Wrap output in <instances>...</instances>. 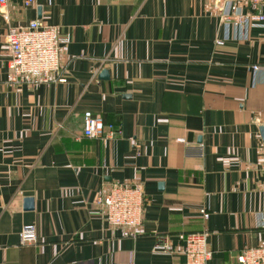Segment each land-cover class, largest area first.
<instances>
[{
    "label": "crops",
    "instance_id": "0c3cea01",
    "mask_svg": "<svg viewBox=\"0 0 264 264\" xmlns=\"http://www.w3.org/2000/svg\"><path fill=\"white\" fill-rule=\"evenodd\" d=\"M212 3L0 7V264H181L152 246L199 230L212 251L206 264H239L240 250L264 247V27L220 24ZM33 18L68 39L64 78L15 86L4 35ZM86 110L119 134L82 136ZM112 183L141 187L134 237L110 228L93 203ZM24 224L35 228L32 244L19 243Z\"/></svg>",
    "mask_w": 264,
    "mask_h": 264
},
{
    "label": "built area",
    "instance_id": "2783aa9c",
    "mask_svg": "<svg viewBox=\"0 0 264 264\" xmlns=\"http://www.w3.org/2000/svg\"><path fill=\"white\" fill-rule=\"evenodd\" d=\"M33 0H23L25 6ZM7 0H0L5 7ZM244 8L240 11L239 8ZM212 9L218 22L225 26L246 30L250 27H264V0H213ZM2 14L4 12L2 11ZM9 58L7 60V81L12 85H33L63 80L65 71L59 58L68 39L58 28L40 19L33 18L25 25L9 26L4 35ZM215 38V44H222ZM256 69V66H253ZM119 129L105 125L98 114L89 110L81 116V135L86 138H112ZM259 170L264 186V142L259 148ZM93 203L106 224L118 229L122 236L134 237L141 221L143 195L138 184L112 183L106 190L97 193ZM203 218L207 212L200 210ZM20 244H32L36 240L32 224H24L18 232ZM153 251L175 253L184 257L181 264H206L212 251L207 245L205 230L180 232L177 246H171L166 237L158 238ZM239 264H264V247H245L236 255ZM131 264V263H130ZM179 264V263H174Z\"/></svg>",
    "mask_w": 264,
    "mask_h": 264
},
{
    "label": "water",
    "instance_id": "95a60500",
    "mask_svg": "<svg viewBox=\"0 0 264 264\" xmlns=\"http://www.w3.org/2000/svg\"><path fill=\"white\" fill-rule=\"evenodd\" d=\"M99 77L100 78H107V71L104 69L101 70L99 73ZM259 132H260V136H261L262 140L264 141V127L263 126L259 127ZM23 201H24L23 207L25 209H31L32 208V199L30 197L24 198Z\"/></svg>",
    "mask_w": 264,
    "mask_h": 264
}]
</instances>
